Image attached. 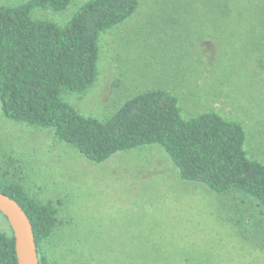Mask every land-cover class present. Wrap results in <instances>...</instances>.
Listing matches in <instances>:
<instances>
[{"label":"rangeland","instance_id":"374dc122","mask_svg":"<svg viewBox=\"0 0 264 264\" xmlns=\"http://www.w3.org/2000/svg\"><path fill=\"white\" fill-rule=\"evenodd\" d=\"M87 1L34 8L30 17L64 26ZM99 47L96 81L61 94L80 115L107 120L136 95L167 91L184 119L211 111L240 123L246 156L264 164V0H139ZM3 170L57 209L58 226L42 245L50 264H264V223L259 233L248 217L255 211L232 221L235 199L182 180L157 144L93 163L50 129L0 109ZM0 226L8 230L1 214Z\"/></svg>","mask_w":264,"mask_h":264},{"label":"trees","instance_id":"16d2710c","mask_svg":"<svg viewBox=\"0 0 264 264\" xmlns=\"http://www.w3.org/2000/svg\"><path fill=\"white\" fill-rule=\"evenodd\" d=\"M70 1L27 0L0 7L2 115L19 124L50 129L57 140L93 163L116 152L157 144L182 180L200 182L235 199L241 207L233 211L232 221L244 210H254L248 217L261 233L264 164L246 156V134L240 123L211 111L184 119L176 97L163 90L132 97L103 121L80 115L61 99L64 92L84 93L96 81L101 35L134 14L139 3L89 0L64 26L30 17L34 8L59 12ZM0 193L15 201L29 219L39 264H50L42 245L58 226L53 203L36 199L15 172L6 170L0 171ZM244 220L240 216L235 222ZM0 264H17L9 226L7 231L0 226Z\"/></svg>","mask_w":264,"mask_h":264},{"label":"water","instance_id":"95a60500","mask_svg":"<svg viewBox=\"0 0 264 264\" xmlns=\"http://www.w3.org/2000/svg\"><path fill=\"white\" fill-rule=\"evenodd\" d=\"M0 214L5 218L14 238L17 264H39L32 226L20 206L0 193Z\"/></svg>","mask_w":264,"mask_h":264}]
</instances>
